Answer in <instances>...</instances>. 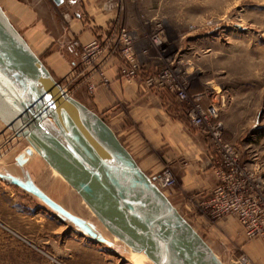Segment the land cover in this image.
Here are the masks:
<instances>
[{
  "label": "rangeland",
  "instance_id": "1",
  "mask_svg": "<svg viewBox=\"0 0 264 264\" xmlns=\"http://www.w3.org/2000/svg\"><path fill=\"white\" fill-rule=\"evenodd\" d=\"M123 4L122 24L140 36L138 49L151 54L152 59L145 60L148 71L170 68L179 83L186 82L191 96H215L223 142L235 147L240 163L264 183V0H123ZM157 23L165 29V54L152 44ZM71 83L62 86L79 101ZM0 84L32 107L34 100L25 86L5 67L0 69ZM0 124V264H153L138 254L137 263L129 261L126 247L113 239L73 188L55 170L52 175L42 168L38 154L30 161L27 141ZM45 124L51 128L50 122ZM206 137L213 149L210 164L220 159V147L212 135L206 132ZM174 174L176 186L162 189L169 200L180 188ZM208 196L198 201L187 196L185 204L192 209L183 205L177 210L224 264H251L243 247L254 240L240 242L233 233L226 235L224 227L232 231L237 219L210 218L200 208Z\"/></svg>",
  "mask_w": 264,
  "mask_h": 264
},
{
  "label": "water",
  "instance_id": "2",
  "mask_svg": "<svg viewBox=\"0 0 264 264\" xmlns=\"http://www.w3.org/2000/svg\"><path fill=\"white\" fill-rule=\"evenodd\" d=\"M0 49L10 62L4 67L34 100L27 108L0 84V121L67 181L113 237L154 264H224L111 129L64 91L1 5Z\"/></svg>",
  "mask_w": 264,
  "mask_h": 264
},
{
  "label": "crops",
  "instance_id": "3",
  "mask_svg": "<svg viewBox=\"0 0 264 264\" xmlns=\"http://www.w3.org/2000/svg\"><path fill=\"white\" fill-rule=\"evenodd\" d=\"M63 1L57 5L54 0H0V5L55 80L61 85L75 84L79 101L104 120L150 179L156 181L167 165L177 173L180 188L172 191L170 201L176 209L184 205L190 211L192 205L185 204V197L198 201L210 195L218 183L209 164L213 149L205 129L192 124L187 105L175 94L119 79L117 60L108 66L111 85H99L92 69H82L73 42L101 39L117 13L103 11L108 0ZM89 77L97 85L92 95L87 91ZM237 223L233 232L226 227L223 232L233 233L241 242L246 237ZM243 249L251 264H264V239L247 243Z\"/></svg>",
  "mask_w": 264,
  "mask_h": 264
},
{
  "label": "built area",
  "instance_id": "4",
  "mask_svg": "<svg viewBox=\"0 0 264 264\" xmlns=\"http://www.w3.org/2000/svg\"><path fill=\"white\" fill-rule=\"evenodd\" d=\"M144 3L146 0H132ZM102 9L107 13H117V18L109 22L102 38H94L87 44L75 40L73 47L77 50L82 69L91 70L99 77V85L110 86L108 66L112 60L119 62L118 77L132 83L139 81L150 90H166L175 94L179 101L188 107L187 114L195 127L206 128L220 147L219 160H211L218 183L208 198L200 205L213 220L235 217L247 240L264 239V192L262 177L240 163L236 148L222 140L223 127L219 121V107L212 94H189L186 82L178 81L174 70L156 69L148 71L151 54L148 49H138L140 36L124 26L120 15L125 11L123 0H108ZM165 29L162 23H157L152 37V44L160 49L161 54L167 51L164 41ZM92 76V75H91ZM87 79V91L94 94L97 85ZM89 80V81H88ZM175 172L165 168L155 184L161 189H171L176 186ZM243 259V262H246Z\"/></svg>",
  "mask_w": 264,
  "mask_h": 264
},
{
  "label": "bare ground",
  "instance_id": "5",
  "mask_svg": "<svg viewBox=\"0 0 264 264\" xmlns=\"http://www.w3.org/2000/svg\"><path fill=\"white\" fill-rule=\"evenodd\" d=\"M1 50V49H0ZM3 63H5V64H10V62H8V58H7V56H6V54L4 53V52H2V51H0V69L1 68H3L4 67V64ZM7 66V65H6ZM9 74H11V72H9ZM65 89V88H64ZM65 92H67L66 91V89L64 90ZM15 135V134H14ZM16 136V135H15ZM17 137V136H16ZM31 147V146H30ZM28 152H29V155H27V158L31 161V159L32 158H34V157H36V155L38 154L32 147L31 148H28ZM39 155V154H38ZM36 158H38L39 159V161H40V163L43 165L42 166V168L43 167H45L46 168V170H48L49 172H51L52 173V175H53V168L39 155V156H37ZM40 165V164H39ZM17 173H18V171H17ZM59 174V173H58ZM60 175V174H59ZM60 177L67 183V181L60 175ZM68 184V183H67ZM69 185V184H68ZM69 187H71L70 185H69ZM72 188V187H71ZM159 189H161L160 187H159ZM74 190V189H73ZM75 191V190H74ZM161 191L162 192H164L162 189H161ZM76 192V191H75ZM77 193V192H76ZM80 197V196H79ZM81 198V197H80ZM82 202H83V204H85V202L82 200ZM85 206L88 208V210L94 215V213L89 209V207L85 204ZM95 216V215H94ZM96 217V216H95ZM97 218V217H96ZM99 221V220H98ZM100 222V221H99ZM101 223V222H100ZM102 224V223H101ZM103 225V224H102ZM104 226V225H103ZM105 228V227H104ZM106 229V228H105ZM107 230V229H106ZM108 231V230H107ZM109 232V231H108ZM111 234V233H110ZM113 237V236H112ZM113 239L120 245V243H122L121 241H119L117 238H115V237H113ZM123 244V243H122ZM122 247H126L125 249H126V251H128V253H129V258H128V260L129 261H135L136 263H137V256H136V254H138V255H140V257H142V255L144 256V257H146L150 262H152L145 254H143V253H136V252H134V251H132L131 249H129L127 246H125L124 244L123 245H121ZM121 248V247H120ZM144 257H142L145 261L147 260L146 258H144ZM153 263V262H152ZM138 264V263H137ZM154 264V263H153Z\"/></svg>",
  "mask_w": 264,
  "mask_h": 264
}]
</instances>
